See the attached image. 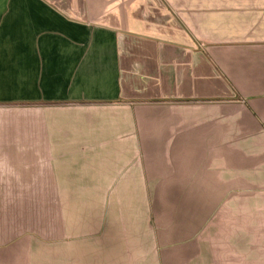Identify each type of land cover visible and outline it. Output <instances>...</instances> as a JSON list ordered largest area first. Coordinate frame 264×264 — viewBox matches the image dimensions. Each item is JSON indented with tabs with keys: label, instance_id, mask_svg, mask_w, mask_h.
I'll use <instances>...</instances> for the list:
<instances>
[{
	"label": "crops",
	"instance_id": "crops-1",
	"mask_svg": "<svg viewBox=\"0 0 264 264\" xmlns=\"http://www.w3.org/2000/svg\"><path fill=\"white\" fill-rule=\"evenodd\" d=\"M0 264H264V0H0Z\"/></svg>",
	"mask_w": 264,
	"mask_h": 264
},
{
	"label": "rangeland",
	"instance_id": "rangeland-1",
	"mask_svg": "<svg viewBox=\"0 0 264 264\" xmlns=\"http://www.w3.org/2000/svg\"><path fill=\"white\" fill-rule=\"evenodd\" d=\"M142 2V0H140Z\"/></svg>",
	"mask_w": 264,
	"mask_h": 264
}]
</instances>
